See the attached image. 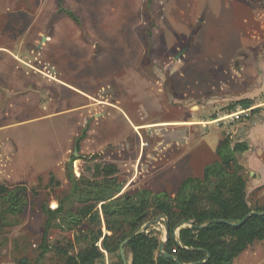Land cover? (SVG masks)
<instances>
[{"label": "rangeland", "instance_id": "obj_1", "mask_svg": "<svg viewBox=\"0 0 264 264\" xmlns=\"http://www.w3.org/2000/svg\"><path fill=\"white\" fill-rule=\"evenodd\" d=\"M153 1L0 0V48H7L0 49V184L24 185L29 200L20 219L0 228V264H59L54 252L41 255V206L56 208L57 198L68 190L69 162L75 177L86 174L84 157L95 155L116 165L118 175L125 180L122 192L147 189L173 195L184 178L202 176L204 167L216 159L214 144L228 136L232 144L247 145V150L236 155L244 168L248 204L252 208L264 206L263 0H167L171 14L165 16L161 10L158 17L154 9L158 5ZM182 12L188 15L186 19ZM183 21L188 22V29L181 28ZM42 37L46 39L42 41ZM234 43L238 48L231 50L230 70L228 64L225 70L226 51L233 49ZM188 46L191 51L183 63L192 59L190 56L198 57V69L192 76L181 75V56L174 61L178 50ZM138 56L145 69L136 80L150 79L159 104L143 102L142 112L134 105L126 119L132 128L137 119L172 125H158L160 132H154L153 138L150 131L141 130L147 140L143 153L124 115L116 111L111 121L109 117L100 121L101 116L111 113V106L67 111L87 101L78 89L77 93L68 87L57 89L52 83L54 76L76 83L97 99L120 101L129 111L135 100L131 73L139 72ZM106 61H111L112 68L104 65L99 72L100 64ZM170 62L176 64L165 67ZM90 70L94 77H86ZM96 84L105 89L99 92ZM243 99L252 102L247 110L236 104ZM57 101L60 105L55 109L62 113L44 117L55 112ZM232 113H241L240 118L231 121L228 117ZM194 119L205 126L181 128L176 123ZM105 125L109 126L104 134L111 132L109 140L97 146ZM196 129L205 132L199 144L194 139L200 134ZM185 136L188 143L183 142ZM161 140L169 141L171 147L152 150ZM156 218L147 220L143 231L163 240L164 220L154 222ZM100 226L105 231L103 219ZM89 227L85 223L75 231L53 229L50 244H72L76 252ZM124 254L130 263L125 247ZM118 255L104 252L97 264H120ZM233 264H264V241H255Z\"/></svg>", "mask_w": 264, "mask_h": 264}, {"label": "trees", "instance_id": "obj_2", "mask_svg": "<svg viewBox=\"0 0 264 264\" xmlns=\"http://www.w3.org/2000/svg\"><path fill=\"white\" fill-rule=\"evenodd\" d=\"M67 14L79 22L71 11ZM251 103L248 99L236 102L244 108ZM245 150V142L232 144L224 137L216 146V159L204 167L202 176L184 178L173 195L147 189L122 192L124 182L116 165L95 155L84 157L87 175L75 177L69 162L68 190L57 198L56 208L41 206V255L54 252L59 264H97L104 252H119L120 243L131 237L124 246L131 255L129 264H233L255 241H264V206L252 208L248 204L244 168L236 155ZM26 193L24 185L0 184V228L10 226L25 213L29 205ZM251 211L262 214L241 222ZM158 216L168 222L169 237L163 251L177 260L162 255V240L155 233L134 235L147 220ZM102 219L105 231L100 226ZM207 222V227L198 228ZM85 223L90 227L76 252L72 244H50L53 229L75 231ZM182 223L184 226H179ZM118 259L122 264L120 255Z\"/></svg>", "mask_w": 264, "mask_h": 264}, {"label": "crops", "instance_id": "obj_3", "mask_svg": "<svg viewBox=\"0 0 264 264\" xmlns=\"http://www.w3.org/2000/svg\"><path fill=\"white\" fill-rule=\"evenodd\" d=\"M157 2V7L156 8H154L155 9V11H156V13H157V17H158V14H159V11H161V10H164V15L165 16H167V15H170L171 14V11H172V6H171V2H169V4L167 3V0H154L153 1V3H156ZM188 7V6H187ZM189 8V7H188ZM190 10L191 9H189V12L188 13H186V14H190L191 12H190ZM182 14H183V16L185 17V19H186V17L188 16H186L185 14H184V12H182ZM183 23V26H181V28L182 29H188L189 28V24H188V22L187 21H183L182 22ZM46 39V38H45ZM42 40V39H41ZM206 42H207V44H208V42H209V39H206ZM236 42H237V40H236ZM176 43V42H175ZM180 43H183V40L182 41H180L179 42V44ZM173 44V43H172ZM237 44L238 43H234V48L232 49V47H230L229 49H227V51H226V55H227V59H225L223 62L226 64V66H225V68H223V69H227V64H228V67H229V70H230V59H231V54H230V52H231V50L232 51H236L237 50ZM40 45V44H39ZM38 45V46H39ZM175 45H177V44H175ZM211 45V44H210ZM173 46V45H172ZM172 47H170V49H171ZM191 47H187L186 48V50H185V52L181 55V60L180 59H175L174 58V61L177 63L178 62V60H180L179 61V64H181L182 63V65H180V71H181V75L183 74V73H188V76H192V73L195 75V73H196V70L198 69V66H197V63H198V57H195V56H190V58H192V59H189V61H187V63L185 64V63H183V58H185V57H187L186 55H187V53L188 52H190L191 51V49H190ZM0 49H3V50H7V48H0ZM181 50V49H180ZM180 50H178V51H180ZM177 51V52H178ZM8 53L9 54H12V56H14V58H17L19 61H22V59L21 58H19V57H17V55L15 54V53H13L11 50H9L8 51ZM30 56V54L29 55H25L24 57L25 58H28ZM140 58V56H138V58L136 59V62H138L139 63V61H140V66L138 67V71L139 72H137V73H131V77L133 78V83L135 82V84H134V87L132 88V91L131 92H134L135 93V100L133 101V104L131 105V106H128V108L130 109L129 111L128 110H126V108L125 107H123V106H121L120 104H119V102L120 101H116V102H109V101H105V100H102V99H97V98H95V97H93L92 96V94L90 93V92H87V91H84L81 87H79V86H77L76 85V83H68V82H66L64 79H60V78H56V76H54L53 78H52V83L54 84V85H57L56 86V88L57 89H59V87L60 86H62V87H68L69 89L71 88V90L73 91V92H75V93H77L76 92V89H78L77 91H78V93L80 94V96L85 100V101H87V103H86V105L84 104V105H82V106H77L76 105V107H71L70 109H68L67 111H69V110H83V109H86V110H93L94 109V107H104V106H111V113H109V115H103V116H101L100 117V121H103L105 118H107V117H109V121H111V119H110V117L113 115V113L114 112H118V113H120V114H122V115H124V118H125V120H126V123L131 127V129L134 131V132H136V141H137V145H138V150H140V152L141 153H143L142 151H143V149L144 148H146L147 147V140H144V138L142 137V135H141V133H140V131L141 130H143V131H146V132H151V134H152V138H153V134H154V132H156V131H159L160 132V130L159 129H161V128H158L159 126L158 125H161V126H172V125H170L169 123H171V122H167V123H147V122H143L142 120H139V119H137V124H134L133 125V128H132V126L130 125V122L126 119V118H128V116H127V114L126 113H131L132 112V110H133V108H134V105H136V106H138V110H140V108H142L141 106V104L144 102V104L145 103H153V104H159V103H156L157 102V100H156V93H155V91H153V88H151V82H150V79L149 80H147V81H144V82H141L140 83V81H137L136 79H137V77L139 76V74L145 69V68H142L143 66H142V61L139 59ZM113 61H119L118 59L116 60H113ZM23 62V61H22ZM111 62V61H110ZM109 61H106V63H104V64H100L101 65V68H100V70H99V72L102 70V68L104 67V65H106V66H109V67H111L112 68V66L111 65H109V63H110ZM176 63H172V62H170L169 64H166L165 65V67H168V66H170V67H173V65L174 64H176ZM221 68L222 67H219V69L221 70ZM236 67H234L233 68V70L235 69ZM143 69V70H142ZM235 71V70H234ZM146 75H148V74H146ZM145 75V73H144V77L145 78H147L148 79V76H146ZM98 76H100V77H103V74H98ZM60 77V76H59ZM86 77H94V74L92 73V70H90V73H88L87 75H86ZM64 80V81H63ZM122 80H124V82L122 81V86H124V88H126V87H128V86H126L125 85V79H124V77L122 78ZM197 81V80H196ZM196 81H194V82H196ZM160 83V82H159ZM161 84V83H160ZM143 85V86H142ZM96 86L97 87H99V92H102L104 89H105V87L104 86H99V84H96ZM107 86V85H106ZM152 87H154L153 86V84H152ZM146 88V91L145 90H143V89H145ZM147 90H148V92H147ZM125 92H126V90H124ZM128 92V91H127ZM126 92V93H127ZM131 92H128L129 94L131 93ZM147 93V94H144V93ZM159 92H162L160 89H159ZM248 100H250V99H248ZM54 101V100H53ZM140 102V103H139ZM238 102V101H237ZM59 105H60V101H57L56 103L54 102V111L55 112H53V113H51V114H47V115H45L44 117H46V116H52V115H56V114H60V112H61V110H56L55 108H57V107H59ZM252 105V104H251ZM162 106V105H161ZM196 107H197V110H199V108H200V106L197 104L196 105ZM248 108H246V110H247ZM249 110H251V109H249ZM248 110V111H249ZM75 111V112H76ZM140 112H142L141 110H140ZM62 113V112H61ZM96 114V113H95ZM230 115V114H229ZM38 118V117H37ZM41 118H43V116L41 117ZM23 119V118H22ZM33 119H35V118H32L31 120H33ZM144 120V119H143ZM25 121H30V120H25ZM116 121H118V119H116L114 122H116ZM113 122V121H112ZM200 122H202L203 123V121H201L200 119H194V120H189V122L187 121V122H185V121H178V122H176L177 124H181V125H179V126H182L181 128H183L184 126L187 128V127H191V126H195V127H197V126H205V124L206 123H203V124H199ZM184 123L186 124V123H188L189 125H184ZM216 123V122H215ZM198 124V125H197ZM109 125H107V127H108ZM158 126V127H157ZM160 126V127H161ZM0 127H2V126H0ZM106 127V125L104 126V127H102L101 128V131H102V133H100V139L101 140H98L97 141V146H103L108 140H109V135L111 134V132H109V134H107V135H105L104 134V131H105V129H107L108 130V128ZM100 131V132H101ZM196 131H197V133H200V131L198 130V129H196ZM158 132V133H159ZM163 133V132H162ZM207 133V132H206ZM203 135H205V132H203V133H200L198 136H197V138H194L195 139V141H196V143L197 144H199L198 143V141H200L201 139H202V136ZM208 135H210V133L208 134ZM184 138H186L183 142H186L187 141V143H188V141L190 140L188 137H184ZM162 142V143H161ZM164 142V143H163ZM182 144H184V143H182ZM217 144V143H216ZM216 144H214V149L216 148ZM171 147V143L169 142V141H166V140H161V141H159V143H157V144H154V146H153V148H152V150H162V148H163V150L165 149H169ZM154 155V154H153ZM184 155V154H183ZM182 155V156H183ZM110 163V162H109ZM113 164V163H112ZM166 173H168V171L166 172ZM118 174H119V170H118ZM119 177H120V175H119ZM121 180L124 182V184H123V187H124V185H125V180L124 179H122L121 178ZM182 181V180H181ZM180 181V182H181ZM180 184V183H179ZM179 184H178V186H179ZM178 186H177V188H178Z\"/></svg>", "mask_w": 264, "mask_h": 264}, {"label": "water", "instance_id": "obj_4", "mask_svg": "<svg viewBox=\"0 0 264 264\" xmlns=\"http://www.w3.org/2000/svg\"><path fill=\"white\" fill-rule=\"evenodd\" d=\"M263 9H264V0H263ZM44 40H45V37H42V41H44ZM185 50H186V49H182L181 51H179V52L175 55L174 58H175V59H178V58H179V57L185 52ZM75 154H76V149H75ZM254 214L261 215L262 213H259V212H257V211H251V212H250V213H249L244 219H242L241 222H243L248 216H250V215H254ZM160 220H164V225H165V238L161 241L160 252L162 253L163 256L172 257V258H174L175 260H177L175 256H171V255H169V254H167V253H165V252L163 251L164 244L166 243V241H167V239H168V237H169V233H168V222L165 221L164 216H158V217L154 220V222H160ZM215 221H218V220H215ZM220 221L223 222V220H220ZM241 222H240V223H241ZM209 224H210V222L204 223V224L200 225L198 228H199V229H202V228H204V227H207ZM182 225H183V223L180 224L179 226H182ZM145 227H146V225L142 226L138 231H136V232L134 233V235H137V234H139L140 232H142V231L145 229ZM173 235H174V236H177V234H176V230H175V232L173 233ZM130 239H131V237L126 238V239H125L124 241H122V242L120 243V245H119V255H120V258H121L123 264H129V262H128V261L126 260V258H125V254H124V246L127 244V242H128Z\"/></svg>", "mask_w": 264, "mask_h": 264}, {"label": "built area", "instance_id": "obj_5", "mask_svg": "<svg viewBox=\"0 0 264 264\" xmlns=\"http://www.w3.org/2000/svg\"><path fill=\"white\" fill-rule=\"evenodd\" d=\"M240 114H241V113H232V114L229 115L228 118H229L231 121H233V120H237V119L240 118Z\"/></svg>", "mask_w": 264, "mask_h": 264}]
</instances>
